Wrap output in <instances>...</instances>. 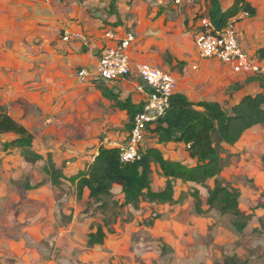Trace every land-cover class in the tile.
<instances>
[{
	"label": "crops",
	"instance_id": "1",
	"mask_svg": "<svg viewBox=\"0 0 264 264\" xmlns=\"http://www.w3.org/2000/svg\"><path fill=\"white\" fill-rule=\"evenodd\" d=\"M247 2L256 9V15L250 17L239 14L232 21L243 51L259 60L257 51L264 48V0ZM117 3L116 0H111V3L109 0H0V107H7L8 115L20 121L28 112L45 116L59 112L68 105L71 107L70 102L76 103L77 100L83 101L78 106L88 108L91 112L99 107L109 108L113 104L112 95L121 102L130 101L135 106H143L146 85L136 75L137 67L142 64L174 74L177 78V93L186 96L192 103H221L214 99L216 94L212 95L211 91L219 87L222 77H255L235 75L229 67L218 61L199 59L194 40L201 27L199 17L206 13V0H187V9L181 15H172L165 10L148 14L138 7L136 0L131 11L128 10L130 14L126 13L127 10L125 12L117 9ZM158 4L165 6L164 0H158ZM231 4L232 0L222 1L223 9L229 8ZM107 32L114 34L115 39L106 38ZM66 35L70 37L68 41L63 40ZM74 35H79L80 38H74ZM127 35L134 37L128 51L132 65L130 77L115 81L100 79L95 70L102 51L115 47ZM180 63H183L182 67ZM81 70L88 72L84 81L78 76ZM206 74L211 77H204ZM249 88L234 95L235 103L230 107L245 96H254L261 92L260 85L255 80L251 81ZM27 106L33 108L26 109ZM115 109L121 115V121L116 126L125 127L126 112L116 107ZM256 128L260 126L246 133ZM123 134L124 138L119 141L125 137L127 140L129 132ZM168 145L176 149L177 152L174 153L186 154L188 161L182 164L195 166V161L190 159L184 144L168 143L167 147ZM97 154L98 151L95 152L93 160ZM162 179L165 185V178ZM181 184L183 183L180 181L176 182V185ZM113 188H118L120 192L119 187ZM162 189L152 188L155 192ZM85 196H88L87 190L84 191L83 197ZM69 206L74 205H50L49 213L40 208L36 219L26 218L17 222H27L24 228L31 240L41 242L43 239H50L56 242L60 254L65 258H71V254L78 248L75 240H79L80 247L86 250H82L83 255L79 256V264H122L123 259L126 264H135L136 261V264L141 261L146 264H205V253L208 250L212 253L210 248H205L207 244L204 239L193 229L188 233L182 230L181 235L173 242L172 255L169 254L170 251L164 253L162 241H147L145 237L138 243L131 244V249L124 250L119 244L120 231L115 226V232L111 230L108 233L104 229L106 238L102 246L88 249L87 237L95 231L93 225L103 223V219H97L100 215L93 218V213H89L88 216L81 214L77 221L75 211L67 208ZM156 206L176 208L178 205L143 203L140 208L151 209ZM59 208L65 212L67 218L64 224L58 221V233L53 230L57 228L55 213ZM133 211L138 218L139 210ZM44 217L50 223L42 229L39 220ZM117 221L118 219L115 223ZM77 222H82L80 229L76 228ZM197 223L202 224L203 220L197 218ZM111 233H114L113 236H109ZM131 233L129 231L125 234L128 240L131 239ZM21 244L25 253L22 251V256L14 257L17 252L12 250L18 246L0 233V264H4L6 260H12L15 264H53L41 256L39 250L26 247L23 241ZM214 244L224 246L225 240L216 236Z\"/></svg>",
	"mask_w": 264,
	"mask_h": 264
},
{
	"label": "rangeland",
	"instance_id": "2",
	"mask_svg": "<svg viewBox=\"0 0 264 264\" xmlns=\"http://www.w3.org/2000/svg\"><path fill=\"white\" fill-rule=\"evenodd\" d=\"M136 1L138 7L148 14L165 10L172 15H181L188 5L187 0H164L165 6L158 4V0ZM133 2L134 0H116V6L117 9L120 8L125 12L127 10L126 13H130L128 10L131 11ZM204 77L211 76L206 74ZM222 79L223 81L218 83L219 87L211 92L212 95H217L214 99L220 101L219 104L224 109L229 110L230 105L235 103L233 96L245 92V89H250L251 81L248 78L222 77ZM82 102V100H77L76 103L70 102L71 107L68 105L59 112L45 114V116L41 113L28 112L25 118L16 120L34 137L33 152L41 157L36 164L29 165L25 162L18 150L6 149L4 144L8 140L0 141V233L18 246L12 250L17 252L13 255L14 257L25 253L21 244L23 241L26 247L39 250L41 256L52 261L53 264H79L78 258L83 255L79 240H75L78 248L71 254V258H65L60 254L56 242L50 239H43L41 242L31 240L24 228L27 222L24 224L17 222L26 218L36 219L40 208L49 213L50 205H74L67 208L75 211L77 221L81 218V214L88 216L89 213H93V218L100 215L97 219L101 217L106 220L107 224L104 228L108 233L111 230L115 232V228L120 231L119 244L124 250L131 249V244L138 243L145 237L147 241H162L164 253L170 251L169 254L172 255L174 240L184 230L188 233L193 229L204 239L207 244L205 248H210L212 252L210 254L208 250L205 253V264L208 262L221 264L225 258L234 259L240 264H264V125L244 134L239 143L233 147L225 148L222 155L225 166L217 184L209 180L204 185L191 183L175 185V198L179 200V204H175V206L178 205L176 208H161V206L151 209L139 208L137 218L132 208L115 206L122 201L118 188H113L111 194L101 198L98 203L89 199L88 196L77 199L75 186L69 179L85 171L92 162L95 152L100 148L119 147L126 142V137L119 141L124 138L123 133L126 129L124 125L116 126V123L121 121V115L116 112L114 101V105L112 104L109 108L99 107L92 112L88 108L78 106ZM28 108L33 107L27 106L26 109ZM3 109L9 114L7 107ZM11 137L9 136L8 139ZM157 145L156 138L149 133L139 151L141 153L148 148H158L169 161L180 163L188 161L186 154L174 153L176 151L174 147L170 145L167 147V144ZM49 159L61 175L59 186H53L43 171ZM151 182L153 190L164 186V180L155 166L152 169ZM217 186L232 191L231 193L237 196L239 216L222 214V208L219 205L223 204L218 201H214L209 207L212 191ZM194 191L198 192L200 204H197L192 197ZM102 202L107 205L104 211L96 208ZM196 205H200L201 215L197 214ZM55 218L57 228L53 231L58 232L59 223L64 224L67 215L59 208ZM197 218L203 220V223L198 224ZM49 223L46 217L39 220L42 229ZM80 223L82 222H77L76 228L80 229ZM157 223L158 226H155ZM98 225L101 226L103 223L95 224V226ZM236 225L243 226V231L239 232ZM129 231L132 232L130 240L125 236ZM112 234L114 233L109 236H113ZM216 236L223 237L224 246L214 244ZM121 262L126 264L124 259ZM143 262L145 261H141L140 264H146ZM4 264H15V262L6 260Z\"/></svg>",
	"mask_w": 264,
	"mask_h": 264
},
{
	"label": "trees",
	"instance_id": "3",
	"mask_svg": "<svg viewBox=\"0 0 264 264\" xmlns=\"http://www.w3.org/2000/svg\"><path fill=\"white\" fill-rule=\"evenodd\" d=\"M222 1L224 0H206L205 16L199 17L207 19L216 31L223 29L239 14H247L250 17L256 15V9L247 0H232L231 6L226 9H223ZM257 57L259 61L264 62V48L257 51ZM180 66L182 67L183 63H180ZM249 80L257 81L261 92L243 97L229 110L224 109L218 102L192 103L186 96L176 92L170 100L165 116L148 127V134L156 138L158 145L184 144L190 159L195 161V166L189 167L180 162L169 161L158 148H148L141 152L140 160L123 164L118 148L102 147L85 171L69 179L75 186L77 199L80 200L87 190L89 199L98 203L101 198L109 196L113 187L117 186L120 188L122 201L115 206L131 207L137 211L141 203L169 206L179 204V200L175 199L177 181L204 185L207 181L213 180L217 184L225 166V159L222 157L225 147H233L248 130L264 125V77L255 76ZM145 90L148 92L147 88ZM114 97L112 95L111 99L115 102L116 108L127 114L125 129L130 132L133 119L142 111V106H135L130 101L121 102ZM9 136L12 138L4 144L6 149L18 150L24 161L31 165L41 159L33 152V135L0 107V141H5ZM153 166L157 167L161 176L165 178L163 189L157 192L151 187ZM43 171L53 186L60 185L61 175L50 159ZM212 192L209 207L214 201H218L223 204L219 205L222 214L239 216L237 196L231 193L232 191L217 186ZM192 197L200 204L197 191L192 193ZM106 206L102 202L96 208L104 211ZM196 206L197 214L201 215L200 205ZM106 224L104 219L103 225H93L95 231L87 237L88 249L104 244ZM236 227L239 232L244 229L241 225ZM223 260L221 264H240L231 258Z\"/></svg>",
	"mask_w": 264,
	"mask_h": 264
},
{
	"label": "built area",
	"instance_id": "4",
	"mask_svg": "<svg viewBox=\"0 0 264 264\" xmlns=\"http://www.w3.org/2000/svg\"><path fill=\"white\" fill-rule=\"evenodd\" d=\"M201 27L195 36V47L199 59L215 60L229 67L235 75L264 77V62L256 60L241 48L234 22L230 21L223 29L216 31L207 19L201 20ZM74 38H80L74 35ZM105 37L113 40L115 35L105 33ZM69 36L63 38L68 41ZM134 37L127 35L115 47L105 48L96 66V76L105 81L126 79L131 75V59L128 51ZM137 77L146 85L148 92L142 111L133 119L132 128L120 151L123 164L140 160L139 151L144 142L147 130L158 119L165 116L170 100L177 92V78L171 72L142 64L136 69ZM81 81L86 80L88 72L81 70L78 74Z\"/></svg>",
	"mask_w": 264,
	"mask_h": 264
},
{
	"label": "clouds",
	"instance_id": "5",
	"mask_svg": "<svg viewBox=\"0 0 264 264\" xmlns=\"http://www.w3.org/2000/svg\"><path fill=\"white\" fill-rule=\"evenodd\" d=\"M203 19H204V18H203ZM201 20H202V19H201ZM201 20H200V21H201Z\"/></svg>",
	"mask_w": 264,
	"mask_h": 264
}]
</instances>
